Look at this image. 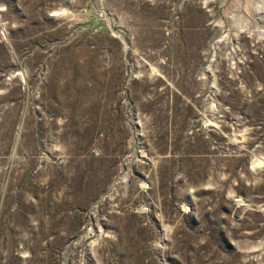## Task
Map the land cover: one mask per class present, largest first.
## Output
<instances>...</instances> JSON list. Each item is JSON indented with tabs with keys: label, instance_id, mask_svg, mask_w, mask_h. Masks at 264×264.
I'll use <instances>...</instances> for the list:
<instances>
[{
	"label": "rangeland",
	"instance_id": "1",
	"mask_svg": "<svg viewBox=\"0 0 264 264\" xmlns=\"http://www.w3.org/2000/svg\"><path fill=\"white\" fill-rule=\"evenodd\" d=\"M0 264H264V0H0Z\"/></svg>",
	"mask_w": 264,
	"mask_h": 264
}]
</instances>
